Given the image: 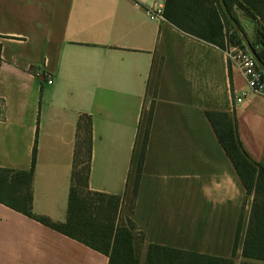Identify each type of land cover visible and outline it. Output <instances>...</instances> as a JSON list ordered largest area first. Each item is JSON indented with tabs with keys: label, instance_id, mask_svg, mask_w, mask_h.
Here are the masks:
<instances>
[{
	"label": "crops",
	"instance_id": "crops-1",
	"mask_svg": "<svg viewBox=\"0 0 264 264\" xmlns=\"http://www.w3.org/2000/svg\"><path fill=\"white\" fill-rule=\"evenodd\" d=\"M166 1L0 0V169L28 172L35 152L33 212L66 223L90 120L89 190L120 198L116 224L132 230L139 264L151 245L264 264L243 255L253 195L206 114H228L264 163V95L218 43L229 28L219 1L171 3L187 29L148 16ZM233 13L253 41L256 21ZM0 264L109 256L0 202Z\"/></svg>",
	"mask_w": 264,
	"mask_h": 264
},
{
	"label": "trees",
	"instance_id": "trees-1",
	"mask_svg": "<svg viewBox=\"0 0 264 264\" xmlns=\"http://www.w3.org/2000/svg\"><path fill=\"white\" fill-rule=\"evenodd\" d=\"M217 1H219L223 16L229 24L227 37L218 43L225 47L228 41L240 44L243 43V38H247L240 22L233 13V6L236 5L248 17L256 21L255 39L250 43L256 59L264 69V0ZM173 2L175 0L166 1L165 16L187 29L173 14L169 13V7ZM224 6L236 20L240 29L226 16ZM206 114L213 125L220 144L232 161L246 194L253 195L243 255L246 258L264 262V163L255 161L245 150L234 121L228 114L215 111H207ZM80 130L81 123L78 127L79 132ZM79 132L66 223H55L47 217L36 215L33 212L32 182L35 152L32 168L28 172L0 169V202L104 252L109 256V264H139L133 244L134 234L132 230L123 224H116L120 198L89 190L92 153L90 120L85 127V136L81 137ZM146 264H234V262L229 258L151 245ZM241 264L261 263L242 262Z\"/></svg>",
	"mask_w": 264,
	"mask_h": 264
},
{
	"label": "built area",
	"instance_id": "built-area-1",
	"mask_svg": "<svg viewBox=\"0 0 264 264\" xmlns=\"http://www.w3.org/2000/svg\"><path fill=\"white\" fill-rule=\"evenodd\" d=\"M164 2H155L146 8V13L151 19H164ZM225 51L232 65L237 67L245 76L248 87L259 94L264 95V69L260 66L256 56L247 47L246 43H226ZM48 83H53L49 78ZM245 94L237 98L238 102L244 100Z\"/></svg>",
	"mask_w": 264,
	"mask_h": 264
},
{
	"label": "water",
	"instance_id": "water-1",
	"mask_svg": "<svg viewBox=\"0 0 264 264\" xmlns=\"http://www.w3.org/2000/svg\"><path fill=\"white\" fill-rule=\"evenodd\" d=\"M228 15H229L230 19L232 20V22L237 26V28L240 29V26L238 25V23L236 22V20L233 18V16H232L230 13H228ZM244 41H245L247 47H248V48L252 51V53L255 55V52H254V50H253V48H252V45H251L250 41H249L247 38H244Z\"/></svg>",
	"mask_w": 264,
	"mask_h": 264
},
{
	"label": "rangeland",
	"instance_id": "rangeland-1",
	"mask_svg": "<svg viewBox=\"0 0 264 264\" xmlns=\"http://www.w3.org/2000/svg\"><path fill=\"white\" fill-rule=\"evenodd\" d=\"M245 13V12H244Z\"/></svg>",
	"mask_w": 264,
	"mask_h": 264
}]
</instances>
